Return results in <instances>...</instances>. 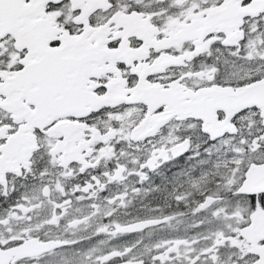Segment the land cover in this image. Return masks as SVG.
<instances>
[{"label": "snow or ice", "instance_id": "6c2138e0", "mask_svg": "<svg viewBox=\"0 0 264 264\" xmlns=\"http://www.w3.org/2000/svg\"><path fill=\"white\" fill-rule=\"evenodd\" d=\"M0 264H264V0H0Z\"/></svg>", "mask_w": 264, "mask_h": 264}]
</instances>
